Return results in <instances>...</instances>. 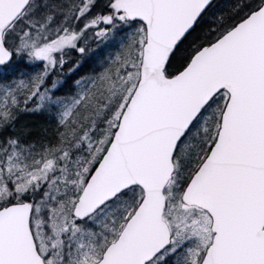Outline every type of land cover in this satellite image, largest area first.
Wrapping results in <instances>:
<instances>
[{"label": "snow or ice", "instance_id": "obj_1", "mask_svg": "<svg viewBox=\"0 0 264 264\" xmlns=\"http://www.w3.org/2000/svg\"><path fill=\"white\" fill-rule=\"evenodd\" d=\"M0 264H264V0H0Z\"/></svg>", "mask_w": 264, "mask_h": 264}, {"label": "trees", "instance_id": "obj_2", "mask_svg": "<svg viewBox=\"0 0 264 264\" xmlns=\"http://www.w3.org/2000/svg\"><path fill=\"white\" fill-rule=\"evenodd\" d=\"M85 67H89V65H85Z\"/></svg>", "mask_w": 264, "mask_h": 264}]
</instances>
